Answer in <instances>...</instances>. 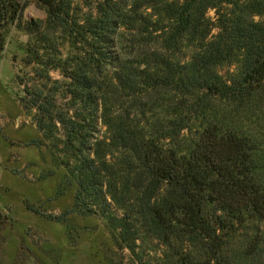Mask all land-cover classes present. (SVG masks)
<instances>
[{"label":"trees","instance_id":"obj_1","mask_svg":"<svg viewBox=\"0 0 264 264\" xmlns=\"http://www.w3.org/2000/svg\"><path fill=\"white\" fill-rule=\"evenodd\" d=\"M38 2L78 52L51 67L73 115L45 85L21 100L44 138L63 132L65 214L105 217L131 253L156 241L167 264H264V0H99L83 24Z\"/></svg>","mask_w":264,"mask_h":264},{"label":"rangeland","instance_id":"obj_2","mask_svg":"<svg viewBox=\"0 0 264 264\" xmlns=\"http://www.w3.org/2000/svg\"><path fill=\"white\" fill-rule=\"evenodd\" d=\"M69 1L79 24L95 16L99 0ZM46 16L38 0L0 2V264H167L156 241L139 240L131 253L105 217L65 214L76 186L66 170L63 132L59 127L52 139L44 138L35 111L21 102L26 89L45 85L56 89L59 111L74 112L67 80L51 67L78 52L67 33L47 27ZM207 17L214 22L213 11ZM97 131L104 132L100 124ZM245 229L240 242L256 226Z\"/></svg>","mask_w":264,"mask_h":264}]
</instances>
